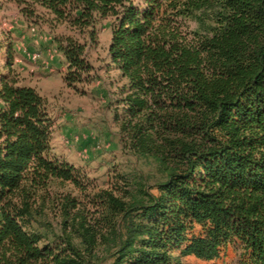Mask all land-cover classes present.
<instances>
[{
	"label": "trees",
	"instance_id": "trees-1",
	"mask_svg": "<svg viewBox=\"0 0 264 264\" xmlns=\"http://www.w3.org/2000/svg\"><path fill=\"white\" fill-rule=\"evenodd\" d=\"M46 26L69 88L110 30L129 170L97 185L51 146L46 100L0 74V264H264V0H7ZM65 32L56 33L58 28Z\"/></svg>",
	"mask_w": 264,
	"mask_h": 264
},
{
	"label": "rangeland",
	"instance_id": "rangeland-1",
	"mask_svg": "<svg viewBox=\"0 0 264 264\" xmlns=\"http://www.w3.org/2000/svg\"><path fill=\"white\" fill-rule=\"evenodd\" d=\"M97 30L96 43L87 54L93 67L92 80L72 89L63 81L64 60L50 30L44 25H28L15 4L0 0V74L6 71V51L11 48L13 69L20 83L35 88L46 100L52 119L53 152L101 186L109 181L114 168L129 170L133 160L120 150L117 129L107 106L118 85V73L111 66L107 51L110 30L106 22L99 24ZM62 32H65L62 27L56 31ZM23 50L39 53V60L28 61L22 56ZM234 261L235 253L228 246L215 261L188 256L180 264H234Z\"/></svg>",
	"mask_w": 264,
	"mask_h": 264
},
{
	"label": "built area",
	"instance_id": "built-area-1",
	"mask_svg": "<svg viewBox=\"0 0 264 264\" xmlns=\"http://www.w3.org/2000/svg\"><path fill=\"white\" fill-rule=\"evenodd\" d=\"M32 31H34V28H31ZM22 56L31 62H37L40 58L39 53L37 52H30V51H22Z\"/></svg>",
	"mask_w": 264,
	"mask_h": 264
},
{
	"label": "crops",
	"instance_id": "crops-1",
	"mask_svg": "<svg viewBox=\"0 0 264 264\" xmlns=\"http://www.w3.org/2000/svg\"><path fill=\"white\" fill-rule=\"evenodd\" d=\"M62 60H63V58H62Z\"/></svg>",
	"mask_w": 264,
	"mask_h": 264
}]
</instances>
